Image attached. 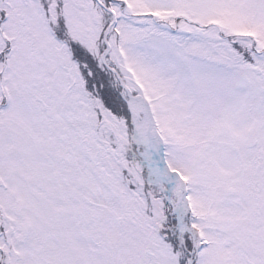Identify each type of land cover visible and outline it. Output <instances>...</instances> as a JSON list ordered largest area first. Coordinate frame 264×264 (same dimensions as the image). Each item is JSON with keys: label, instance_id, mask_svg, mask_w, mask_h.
Segmentation results:
<instances>
[{"label": "snow or ice", "instance_id": "1", "mask_svg": "<svg viewBox=\"0 0 264 264\" xmlns=\"http://www.w3.org/2000/svg\"><path fill=\"white\" fill-rule=\"evenodd\" d=\"M0 264H264V0H0Z\"/></svg>", "mask_w": 264, "mask_h": 264}]
</instances>
